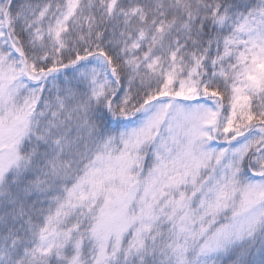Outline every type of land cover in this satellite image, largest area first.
<instances>
[{"label":"snow or ice","instance_id":"obj_1","mask_svg":"<svg viewBox=\"0 0 264 264\" xmlns=\"http://www.w3.org/2000/svg\"><path fill=\"white\" fill-rule=\"evenodd\" d=\"M0 264H264V0H0Z\"/></svg>","mask_w":264,"mask_h":264}]
</instances>
